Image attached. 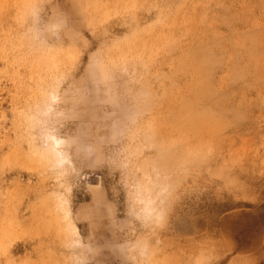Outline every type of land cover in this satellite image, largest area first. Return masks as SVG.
<instances>
[{"label":"rangeland","instance_id":"1","mask_svg":"<svg viewBox=\"0 0 264 264\" xmlns=\"http://www.w3.org/2000/svg\"><path fill=\"white\" fill-rule=\"evenodd\" d=\"M0 264H264V0H0Z\"/></svg>","mask_w":264,"mask_h":264},{"label":"water","instance_id":"2","mask_svg":"<svg viewBox=\"0 0 264 264\" xmlns=\"http://www.w3.org/2000/svg\"><path fill=\"white\" fill-rule=\"evenodd\" d=\"M94 182H95V181H94ZM94 182H93V183H94Z\"/></svg>","mask_w":264,"mask_h":264}]
</instances>
